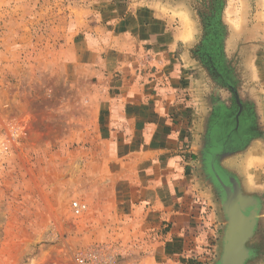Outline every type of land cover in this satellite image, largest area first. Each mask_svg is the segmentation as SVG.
I'll return each mask as SVG.
<instances>
[{"label":"crops","instance_id":"1","mask_svg":"<svg viewBox=\"0 0 264 264\" xmlns=\"http://www.w3.org/2000/svg\"><path fill=\"white\" fill-rule=\"evenodd\" d=\"M241 9L237 128L230 92L204 78L202 103L188 73L194 62L175 57L194 34L181 12L106 18L85 43L82 62L97 68L102 89L94 96L95 168L78 173L82 194L100 204L90 205L91 215L108 235L126 227L133 252L147 245L149 264L217 263L225 218L208 159L222 148L228 154L217 166L260 201L264 232V0H241Z\"/></svg>","mask_w":264,"mask_h":264},{"label":"rangeland","instance_id":"2","mask_svg":"<svg viewBox=\"0 0 264 264\" xmlns=\"http://www.w3.org/2000/svg\"><path fill=\"white\" fill-rule=\"evenodd\" d=\"M153 10L190 21L192 39L178 43L175 57L194 62L188 73L202 103L204 78L237 87L241 0H0V264H85L98 245L116 249L115 264H149L147 245L133 252L126 227L108 235L91 215L78 173L95 168L94 96L102 89L97 68L82 62L85 43L106 18ZM73 200L89 211L73 217ZM255 230L245 264H264V232Z\"/></svg>","mask_w":264,"mask_h":264},{"label":"water","instance_id":"3","mask_svg":"<svg viewBox=\"0 0 264 264\" xmlns=\"http://www.w3.org/2000/svg\"><path fill=\"white\" fill-rule=\"evenodd\" d=\"M227 154L228 152H225L223 155ZM223 155L217 154L215 158L222 160ZM220 175H223L227 184L221 176L220 178L215 174L216 184L220 192H223L221 208L225 218L217 264H245L250 257L247 244L251 241L257 224L259 202L255 197L243 194L241 188L237 190L238 186L233 178H227L225 174ZM235 190L239 193L234 192ZM236 199L239 201L237 204ZM239 229H241V238L239 241H234L233 237L240 231Z\"/></svg>","mask_w":264,"mask_h":264},{"label":"bare ground","instance_id":"4","mask_svg":"<svg viewBox=\"0 0 264 264\" xmlns=\"http://www.w3.org/2000/svg\"><path fill=\"white\" fill-rule=\"evenodd\" d=\"M215 20V19H214ZM216 23V22H215ZM220 24V23H219ZM215 25V24H214ZM218 26V25H217ZM218 55V54H217ZM236 80V79H235ZM225 83H226V86H227V88L229 89V91L231 92V96H232V100H233V102L235 103V106L237 107V110H234L235 112H234V115H233V118H234V123H235V125H236V128H237V125H239L240 124V121H241V117H240V114H242V113H240L241 111L243 112V109H242V103H241V101H240V98H239V94H238V92H237V89L234 87L235 85L234 84H232L231 82H227V81H225ZM230 96V97H231ZM230 100H231V98H230ZM233 106V105H232ZM219 108H222V106L220 107L219 106ZM223 109H224V107H223ZM234 109V108H233ZM236 109V108H235ZM223 111H225V110H223ZM233 113V112H232ZM215 114V113H214ZM222 114V113H221ZM224 114V113H223ZM231 114V113H230ZM232 115V114H231ZM243 115V114H242ZM246 115V114H245ZM220 116V115H219ZM226 116V115H225ZM227 116H229L228 114H227ZM253 116V115H252ZM218 118V117H217ZM229 118V117H228ZM230 118H231V116H230ZM219 119V118H218ZM223 119V118H222ZM230 120V119H229ZM231 120H232V118H231ZM232 121V122H233ZM228 121H226V123H227ZM230 122V121H229ZM223 123V122H222ZM225 123V122H224ZM220 124V123H219ZM228 124H230V123H228ZM218 125V124H217ZM222 125V124H221ZM220 125V126H221ZM224 125H226V124H224ZM249 125V124H248ZM232 125L230 124V127H231ZM223 127V126H222ZM229 127V126H228ZM227 127V128H228ZM221 128V127H220ZM224 128V127H223ZM218 130H219V128H218ZM236 130V129H235ZM225 131V133H226V130H224ZM211 132V131H210ZM217 132V131H216ZM216 132H214V133H216ZM232 133H234V131L232 132ZM240 133V132H239ZM219 134V133H218ZM218 134L217 135H215L216 137L218 136ZM220 134H222V133H220ZM219 134V135H220ZM230 134V133H229ZM223 135H224V133H223ZM222 136V135H221ZM211 137V136H210ZM220 137V136H219ZM218 137V138H219ZM212 138V137H211ZM218 138H217V140L216 141H218ZM226 138V137H225ZM215 139V138H214ZM238 139V138H237ZM236 139V140H237ZM211 141V140H210ZM209 141V142H210ZM220 142V141H219ZM219 142H217V144L219 143ZM213 143V142H212ZM211 144V143H210ZM215 144V143H214ZM213 144V145H214ZM209 145V144H208ZM236 145V144H235ZM223 146V145H222ZM239 148H241L240 146H239ZM229 150V149H228ZM223 153H225V152H223ZM222 153V154H223ZM230 154V153H229ZM212 156V155H211ZM216 157V156H215ZM215 157H213V158H211L208 162V165H209V169H210V171L212 172V175H213V178H215V174H217L219 177H220V174L218 173V171H217V167H216V163H215ZM241 159V158H240ZM218 161H221V160H218ZM229 161V160H228ZM227 162V161H226ZM235 162V161H234ZM240 163V162H239ZM220 169H221V171H222V174H225V175H227V177H229V178H233L234 179V181H235V179H236V176L235 175H233V173L232 172H230V173H228L227 171H225V170H223L221 167H219ZM221 173V172H220ZM221 178V177H220ZM222 178L224 179V177H223V175H222ZM216 179V178H215ZM237 181V180H236ZM235 181V182H236ZM224 182H225V179H224ZM226 183V182H225ZM237 183V190L238 189H240L241 188V186H240V184H239V182L237 181L236 182ZM227 184V183H226ZM237 190H235L234 192H238ZM241 190V189H240ZM217 192V191H216ZM239 193V192H238ZM222 194H223V192H220V195H219V193H218V195L220 196V199H221V202H223V197H222ZM235 194V193H234ZM236 195V194H235ZM242 195V194H241ZM255 199H257V198H255ZM257 201H258V199H257ZM235 202H236V204L237 203H239V201L236 199L235 200ZM258 202H260V201H258ZM258 205H259V203H258ZM226 206H227V204H226ZM226 206H225V208H226ZM227 209V208H226ZM258 212H260V207L258 208ZM258 214V213H257ZM240 231L239 232H237V234L233 237V240L234 241H239L240 240V238H241V229H239ZM254 237V236H253ZM255 247V246H254ZM252 251V250H251ZM217 264V263H216Z\"/></svg>","mask_w":264,"mask_h":264},{"label":"built area","instance_id":"5","mask_svg":"<svg viewBox=\"0 0 264 264\" xmlns=\"http://www.w3.org/2000/svg\"><path fill=\"white\" fill-rule=\"evenodd\" d=\"M70 210L73 217L79 218L88 211V205L85 202L73 200L70 203ZM109 249L108 245H98L96 248L85 253L81 262L85 264H115L118 255L115 252L116 249L111 250V252H109Z\"/></svg>","mask_w":264,"mask_h":264},{"label":"flooded vegetation","instance_id":"6","mask_svg":"<svg viewBox=\"0 0 264 264\" xmlns=\"http://www.w3.org/2000/svg\"><path fill=\"white\" fill-rule=\"evenodd\" d=\"M226 84V83H225ZM219 174H221L220 172H219Z\"/></svg>","mask_w":264,"mask_h":264}]
</instances>
